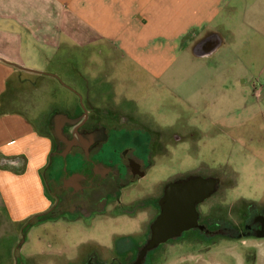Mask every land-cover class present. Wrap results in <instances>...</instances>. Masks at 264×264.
<instances>
[{"label":"rangeland","instance_id":"rangeland-1","mask_svg":"<svg viewBox=\"0 0 264 264\" xmlns=\"http://www.w3.org/2000/svg\"><path fill=\"white\" fill-rule=\"evenodd\" d=\"M241 44L240 56H226L229 67L225 70L219 69L217 57L174 58L173 65L169 62L166 69L151 73L119 52H104L105 57H97L98 63L90 62V51L61 56L51 66L59 72L60 83L81 90L85 80L79 73H83L88 83L108 81L141 102L145 109H154L159 103L154 115L163 136L162 149L149 180L119 191L121 204L115 200L119 184L112 181L90 187L84 193L64 188L65 170L51 156L44 178L56 221L39 224L21 234L17 264L25 262L26 253L33 252L38 253L36 259L26 264H135L142 252L143 239L138 236L147 219L139 208L150 200L139 201L138 209L125 204L141 193H154L160 186L164 189L175 175L197 167L204 169L203 161L213 167L223 164L221 170L228 179L231 167L236 171V180H223V191L200 205L213 202L214 217H230L236 227H241L240 207L245 208V202L264 206V91L256 94L264 86V43L260 42V55L254 52V42L245 39ZM76 61L80 66L74 72ZM42 83L45 86L40 87L44 90L41 95L31 92L41 106L77 108L76 97L60 83L49 90L51 76L43 75ZM187 101L194 103V110H188ZM174 134L181 135V139H175ZM228 235L220 232L206 240V236L188 232L147 250L142 264H264V237ZM128 236L139 242L118 253L116 240ZM22 245L25 247L19 255Z\"/></svg>","mask_w":264,"mask_h":264},{"label":"crops","instance_id":"crops-1","mask_svg":"<svg viewBox=\"0 0 264 264\" xmlns=\"http://www.w3.org/2000/svg\"><path fill=\"white\" fill-rule=\"evenodd\" d=\"M245 39L260 55L264 0H0V264H17L22 226L52 206L44 171L56 141L50 117L61 108H44L31 92H44L43 75L52 77L49 90L60 83L51 66L61 56L90 51L98 63L104 52H119L151 73L174 58L217 57L225 70ZM37 254L26 253L22 264Z\"/></svg>","mask_w":264,"mask_h":264},{"label":"flooded vegetation","instance_id":"flooded-vegetation-1","mask_svg":"<svg viewBox=\"0 0 264 264\" xmlns=\"http://www.w3.org/2000/svg\"><path fill=\"white\" fill-rule=\"evenodd\" d=\"M79 77L85 80L81 90L61 82L76 97L77 108L75 110L65 108L51 114L49 126L57 142L52 157L54 156L65 170V175L62 177L64 188L71 189L74 193H84L90 187L112 181L119 184L115 194L118 195V199L115 200L121 204L122 192L119 191L139 186L142 180H149L151 171L158 163L163 136L159 130V122L156 121L159 119L155 118L154 111H159V103L154 109H145L141 102L128 97L124 90L112 86L108 81L88 83L86 80L88 77L83 73H79ZM148 115H153V118L149 119ZM174 138L181 139V135L174 134ZM202 167L204 169L197 167L175 175L169 179L164 189L160 186L154 193H141L125 204L138 209L141 206L139 201L145 198L150 200L145 207L139 208L147 215L144 230L138 236L143 239L140 240L142 250L152 238V225L161 214L163 197L169 183L184 186L189 181L216 180L213 191L202 201L195 203L196 225L183 230L177 236L168 238L165 242L183 237L188 232L206 236V240L217 236L220 232L229 233L228 237L231 238L264 235L263 205L245 202L246 207H240L241 227H236L230 217L221 219L214 217L211 214L213 202L209 201L205 207L200 206L221 192L223 180H236L233 177L234 174L236 176V171L232 167L228 172L231 176L229 179L222 171L223 164L213 167L209 162L203 161ZM203 188L202 183L194 185V190ZM111 193L108 191L109 195ZM129 237L131 239L125 241L124 249L132 248L139 242L135 237ZM147 254L148 251L144 256H137L134 263L142 264Z\"/></svg>","mask_w":264,"mask_h":264},{"label":"water","instance_id":"water-1","mask_svg":"<svg viewBox=\"0 0 264 264\" xmlns=\"http://www.w3.org/2000/svg\"><path fill=\"white\" fill-rule=\"evenodd\" d=\"M216 180L189 181L184 186L170 184L163 197L161 214L152 225V238L141 252L143 254L165 242L168 238L179 235L183 230L196 225L197 211L196 201H202L213 191ZM204 184L201 190L195 189L194 185ZM264 237V235H258Z\"/></svg>","mask_w":264,"mask_h":264},{"label":"trees","instance_id":"trees-1","mask_svg":"<svg viewBox=\"0 0 264 264\" xmlns=\"http://www.w3.org/2000/svg\"><path fill=\"white\" fill-rule=\"evenodd\" d=\"M53 208L51 209H48L47 211H44V212H41V213H38L34 216H32L23 226H22V233L25 232L26 230H29L30 228H32L35 224L37 223H42V222H46V221H52V220H56V217L57 216H53L52 215V210ZM131 237H120L116 240V247H115V250L118 252V253H122L123 250H126L124 249V243L125 241L127 240H130Z\"/></svg>","mask_w":264,"mask_h":264}]
</instances>
